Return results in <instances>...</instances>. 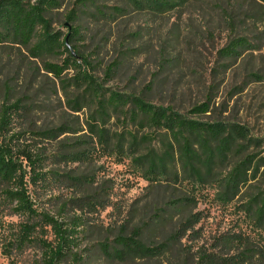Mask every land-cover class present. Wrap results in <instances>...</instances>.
Segmentation results:
<instances>
[{"label":"trees","instance_id":"1","mask_svg":"<svg viewBox=\"0 0 264 264\" xmlns=\"http://www.w3.org/2000/svg\"><path fill=\"white\" fill-rule=\"evenodd\" d=\"M101 1L114 5L100 4ZM193 1L76 0L66 17L71 25L64 37L53 28V13L62 5L59 0H0V62L4 57L11 62L14 56L22 67L26 63L32 74L37 72L32 66L40 63L38 76L43 72L47 78L52 76L59 81L69 110L90 112L85 129L68 120L57 127L38 126L33 120L35 109L26 102V96L16 95L12 80L2 82L0 205L38 220L23 226L18 242H39L45 249L44 264H84V257L78 253L80 236L92 229L94 216L111 206L114 190L111 181L100 184L95 175L80 169L63 173L55 168L91 164L105 155H114L119 161L131 159L150 183L148 195L143 198L146 203L140 207L137 202L113 240L99 244L100 253L110 262L264 264V157L247 151L258 141L237 124L199 119L213 112L216 96L212 92L187 114L170 106L155 105L143 96L120 94L99 83L90 71L93 65L76 46H70L81 34L80 26L73 25L87 16L106 23L134 13L161 17L183 10ZM214 1L226 6L234 2L241 8L242 0ZM260 1L264 10V0ZM224 13L229 17V41L217 52L213 80L219 69L222 74L227 71L230 65L225 62L235 63L257 49L248 37L237 33L239 26L234 16ZM262 15L261 12L259 16ZM61 56H66L62 63L48 60ZM119 67L116 62L105 76H112ZM72 69L75 75L64 78L65 72ZM29 86H33V81ZM113 119L121 124L115 130L109 127ZM183 176H188L192 189H172ZM254 181L262 186L257 192H251ZM54 184L70 193L60 202V217L39 210L34 202L37 190ZM164 186L170 190L163 192ZM207 188H212L216 201L224 205L241 201L249 192L242 200L240 212L252 223L255 237L228 231L204 239L199 227L204 213L198 209L200 199L196 192ZM41 224L53 231L54 243L33 238Z\"/></svg>","mask_w":264,"mask_h":264},{"label":"rangeland","instance_id":"2","mask_svg":"<svg viewBox=\"0 0 264 264\" xmlns=\"http://www.w3.org/2000/svg\"><path fill=\"white\" fill-rule=\"evenodd\" d=\"M59 1L62 5L53 13V28L66 37L71 25H68L66 17L76 0ZM100 4L114 5L111 1H101ZM240 6L237 8L234 2L226 6L214 0H194L185 9L161 17L134 13L106 23L95 22L87 16L73 25L80 26L81 34L79 40L70 46H76L93 65L94 69L90 71L99 83L120 94L143 96L155 105L170 106L187 114L195 105L205 102L212 92L216 96L213 112L199 119L246 128L249 137L258 141L253 144L254 147L247 149L248 153L264 157V10L260 0H242ZM224 11L234 16V22L239 26L237 33L248 37L257 49L235 63L225 62L230 65L227 71L222 74V69H219V74L213 80L212 69L216 66L217 52L229 41L230 33L226 30V19L229 17ZM261 12L262 18L259 16ZM65 57L48 60L62 63ZM11 59L8 62L4 57L0 62V105L3 102L2 82L12 80L16 95L26 96V102L35 109L33 120L38 126L57 127L68 120L86 128L84 125L90 112L74 113L69 110L59 81L52 76L47 78L43 72L41 77L38 76L40 63L32 66L34 70L37 69L32 74L26 63L22 67L17 58L12 56ZM116 62L121 67L115 68L112 76L106 77V71ZM75 73L73 69L67 71L64 78L72 77ZM31 81L33 86L30 87ZM119 125L113 119L109 127L115 130ZM55 169L63 173L80 169L81 172L95 175L100 184L109 180L114 185L111 206L91 219L94 226L81 234L78 253L84 257V264H118L110 262L100 253L99 244L113 240L117 228L137 202L140 201V207L146 203L147 200L143 198L148 195L146 189L150 183L131 159L119 161L114 155L99 156L91 164H68ZM179 181L173 184L172 189L182 192L192 189L193 184L188 176L181 177ZM261 187L260 182L254 181L251 192H257ZM161 189L163 192L170 190L167 186ZM198 191V209L204 213L199 227L204 239L210 240L228 231L255 237L252 223L240 212L242 200L249 192L241 201L224 205L216 201L212 188L202 189L201 193ZM35 195L34 202H37L39 210L60 217V202L70 193L54 184L37 190ZM36 222L37 219L17 215L12 208L0 205V264H44L45 249L39 242H18L23 226ZM33 238L48 243L55 240L53 231L42 224L37 227ZM138 264L160 263L151 261Z\"/></svg>","mask_w":264,"mask_h":264}]
</instances>
